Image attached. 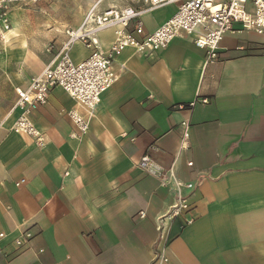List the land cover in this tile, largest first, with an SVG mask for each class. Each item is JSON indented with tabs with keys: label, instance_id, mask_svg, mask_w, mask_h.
<instances>
[{
	"label": "crops",
	"instance_id": "1",
	"mask_svg": "<svg viewBox=\"0 0 264 264\" xmlns=\"http://www.w3.org/2000/svg\"><path fill=\"white\" fill-rule=\"evenodd\" d=\"M66 1L40 9L43 17L57 16L42 23L38 39L22 37L36 25L17 19L22 8L11 11V31L0 44V51L10 40L12 47L9 69H0L1 117L15 89H25L52 59L33 49L35 41L59 46L98 0ZM119 2L103 0L96 13L126 7ZM127 6L146 8L143 0ZM177 8L142 13L144 31H155ZM95 38L104 53L113 31ZM89 54L76 43L70 58L80 63ZM114 68L118 79L86 133L66 116L81 109L60 88L30 117L43 146L10 131L16 113L0 130V264H264V34L225 35L214 59L191 37L148 57L125 49ZM195 100L207 103L179 109ZM185 122L189 137L181 149ZM145 154L171 169L168 188L141 169ZM174 181L194 185L183 192L190 209L159 242L157 221L174 201Z\"/></svg>",
	"mask_w": 264,
	"mask_h": 264
},
{
	"label": "built area",
	"instance_id": "2",
	"mask_svg": "<svg viewBox=\"0 0 264 264\" xmlns=\"http://www.w3.org/2000/svg\"><path fill=\"white\" fill-rule=\"evenodd\" d=\"M39 1L0 0V44L5 43V37L11 31V11L34 6ZM101 1L103 0H98L89 9L80 27L65 31V40L59 46H47L46 52L52 54L51 61L29 81L25 89H15L16 99L11 110L3 117L0 116V130L8 118L16 113L10 131L33 139L39 147L43 146V135L33 125L30 117L47 104L53 88H60L82 110L69 109L66 116L79 135L86 133L89 119L99 106L102 95L118 79L114 63L125 49H132L136 55L148 57L165 49L175 39L191 37L196 48L207 51L209 58L214 59L225 35L242 31L264 34V0H143L146 5L144 10H135L129 6L121 9L112 7L97 14L96 8ZM174 3L178 4L174 15L152 33H146L139 21L141 14ZM107 30L113 31V40L103 53L95 36ZM76 43L83 44L90 51L88 57L80 63H74L70 58V51ZM198 102L207 103L206 100H195L181 105L179 109L192 110ZM181 127L183 133L179 143L180 148L185 149L189 137L188 123H182ZM140 165L143 171L159 181L161 187L168 188L169 181L174 178L171 169H162L147 154L141 157ZM187 165L191 166V163ZM174 184V201L157 221L159 242L163 239L164 229H170L173 222L190 209L183 192L193 191L194 185L179 181H174ZM140 217L143 218L144 213H140ZM189 223L190 220H183L184 226ZM3 237L0 234V239ZM29 237L26 234L22 239ZM22 239L14 240L16 248L24 244Z\"/></svg>",
	"mask_w": 264,
	"mask_h": 264
},
{
	"label": "rangeland",
	"instance_id": "3",
	"mask_svg": "<svg viewBox=\"0 0 264 264\" xmlns=\"http://www.w3.org/2000/svg\"><path fill=\"white\" fill-rule=\"evenodd\" d=\"M135 1L137 0H120V2L118 4H116L117 7H123L124 6H127V5H132L133 3H135ZM70 4L66 1V0H46V1H40L39 2V7H38V10L36 9V7H27V8H22L20 10H17L18 14H20V17L17 18L19 21L22 20L24 21L25 23H33L35 28L37 29H32L31 31L29 30H25L22 34V37L23 38H29V37H33V38H39V35H41V33L45 30V27L44 25H42V23L44 22H51L52 19L51 18H54L57 16L56 12L55 13H52V15L49 16V14H46L42 15V13L40 12V9H45V7H52V8H58V7H66V6H69ZM14 12V11H13ZM21 15H23V17H21ZM23 18V19H22ZM31 27H32V24H30ZM33 26V27H34ZM11 37V36H10ZM11 42V40L6 44V46H4L3 50L0 51V69H4V70H7L9 69V66L11 65L9 60L7 59L9 54V49L12 48L9 43ZM46 48H47V45L43 48L42 46H40V44L35 41V44H34V47L33 49L36 50V51H43L44 53H47L46 52ZM4 49H6V52H4ZM4 54L6 57L5 59L6 60H2L3 58H1V55ZM76 56H81V54H76ZM29 62V61H28ZM31 63V62H29Z\"/></svg>",
	"mask_w": 264,
	"mask_h": 264
},
{
	"label": "bare ground",
	"instance_id": "4",
	"mask_svg": "<svg viewBox=\"0 0 264 264\" xmlns=\"http://www.w3.org/2000/svg\"><path fill=\"white\" fill-rule=\"evenodd\" d=\"M109 1H113V0H109Z\"/></svg>",
	"mask_w": 264,
	"mask_h": 264
}]
</instances>
